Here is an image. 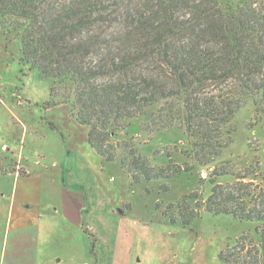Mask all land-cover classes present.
<instances>
[{
  "label": "trees",
  "instance_id": "16d2710c",
  "mask_svg": "<svg viewBox=\"0 0 264 264\" xmlns=\"http://www.w3.org/2000/svg\"><path fill=\"white\" fill-rule=\"evenodd\" d=\"M242 1L0 0V32L25 69L52 80L48 104L69 106L104 162L120 152L132 182L168 179L189 167L169 154L168 165L152 166L132 138L111 141L141 118L140 132L177 127L192 162L207 167L231 140L239 108L251 102L264 112V5ZM250 174L214 169L204 199L194 191L165 207L182 226L201 212L256 224L255 236L220 252L221 264H264V190L249 188ZM223 176L234 180L218 182Z\"/></svg>",
  "mask_w": 264,
  "mask_h": 264
},
{
  "label": "rangeland",
  "instance_id": "374dc122",
  "mask_svg": "<svg viewBox=\"0 0 264 264\" xmlns=\"http://www.w3.org/2000/svg\"><path fill=\"white\" fill-rule=\"evenodd\" d=\"M252 1L255 8L264 5ZM10 37L0 32V175L28 172L25 188L43 209L42 241L55 242L52 264H221L218 256L227 245L243 233L255 236L254 222L230 215L201 212L182 226L164 211L194 191L204 199L214 169L251 172L244 182L255 192L264 190V112L251 102L239 108L231 140L207 167L192 162L187 137L177 127L140 132L143 118L133 122L111 142L132 138L152 166L168 165L169 154L189 169L168 179L132 182L120 169V152L104 162L88 144V128L69 118V106L48 104L52 80L20 64ZM72 248L76 258L69 256Z\"/></svg>",
  "mask_w": 264,
  "mask_h": 264
},
{
  "label": "crops",
  "instance_id": "0c3cea01",
  "mask_svg": "<svg viewBox=\"0 0 264 264\" xmlns=\"http://www.w3.org/2000/svg\"><path fill=\"white\" fill-rule=\"evenodd\" d=\"M25 173L0 175V264H52L55 259L50 248L55 242L46 238L42 241L43 209L26 190L30 185L24 183L28 172ZM72 249L69 256H78L76 249Z\"/></svg>",
  "mask_w": 264,
  "mask_h": 264
}]
</instances>
